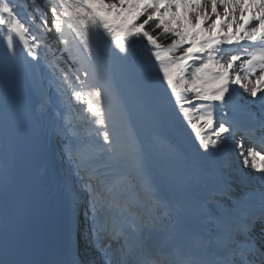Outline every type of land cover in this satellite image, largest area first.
<instances>
[{
	"label": "snow or ice",
	"instance_id": "snow-or-ice-1",
	"mask_svg": "<svg viewBox=\"0 0 264 264\" xmlns=\"http://www.w3.org/2000/svg\"><path fill=\"white\" fill-rule=\"evenodd\" d=\"M208 2L216 19L205 28L204 21L209 16L202 0H43L44 6L36 0H24V3L0 0V32L6 44L4 59L7 63L15 57L18 44L23 45L32 61L39 62L41 50L52 51L57 57L51 68L53 76L60 81L58 90L62 88L63 93L69 94V102L74 98L84 105L85 119L96 126L95 134L103 142L97 151L118 164L129 154L120 150L118 121L112 119L110 123L115 88L108 74V61L113 56L126 57L134 43L146 40L151 46L150 56L154 58L160 85L195 132L199 147L205 152L219 149L228 140L236 139L237 128L224 120L217 122L214 116L215 108L226 104L232 84L253 98L260 93L264 107V0ZM218 5L224 8L223 19ZM237 11L241 14L239 20ZM245 11L249 13L247 18ZM192 13L196 15L195 24L190 17ZM150 24L154 25L152 31L146 27ZM234 24L236 30L232 32ZM218 27L229 31L220 38L214 35ZM156 30L159 35L171 37L170 43L162 44L159 35H153ZM53 32L56 40L50 42L48 34ZM245 40L248 46L243 52L247 59L240 68L247 83L242 82L239 73L231 71L241 56L225 57L221 47L224 43L231 45L233 41ZM98 41H106L107 48ZM56 43L61 47L55 48ZM197 61L199 65L195 66ZM250 75L255 76L254 83ZM193 100L201 102L200 107ZM185 104L195 108L199 115H193ZM202 126H206L203 132ZM208 130H214L212 136ZM233 147L242 167L250 166L264 179V117L246 127ZM68 152L74 175L83 182V191H75L73 199L77 203L83 199L84 216L91 221L87 232L78 230V235L99 257V264H264V206L257 215L245 209L247 201L236 205L225 201L227 209L215 217L213 231L195 233L192 241L184 245L171 239L165 241L162 237L172 226L164 220L157 226L154 220L145 231L130 220L115 191L118 182L95 167L94 153L85 156L75 141H70ZM112 166V163L105 165ZM221 186L231 187L219 177L214 190H220ZM167 199L166 193L156 197L157 203L165 206ZM23 247L22 241L11 240L5 231L0 240V264H85L78 250L70 261H38L23 258ZM71 247L69 239L65 250Z\"/></svg>",
	"mask_w": 264,
	"mask_h": 264
},
{
	"label": "bare ground",
	"instance_id": "bare-ground-1",
	"mask_svg": "<svg viewBox=\"0 0 264 264\" xmlns=\"http://www.w3.org/2000/svg\"><path fill=\"white\" fill-rule=\"evenodd\" d=\"M202 3H205L206 4V8L204 9L207 13H208V16H209V19L207 20V22L206 23H204V26H205V28L207 27V24H209L212 20H215L216 19V17H215V15H213L212 14V12H211V4H210V2H208V0H202ZM217 10L219 11V13L221 14V16H223V14H224V8L222 7V6H219L218 5V8H217ZM240 12L239 11H237V13H236V16H237V19L239 20V17H240ZM244 15H245V18H247V16L248 15H246V11H245V13H244ZM241 23H242V21H240ZM235 30H236V25L234 24L233 25V30H232V32H235ZM218 31V29L216 30V32ZM215 32V33H216ZM214 33V34H215ZM240 35H243V33H240ZM223 36H221L220 38H222ZM248 43V42H247ZM231 48H233L232 50H235V48L237 49V47L233 44V45H231V47H230V49ZM240 49V48H239ZM239 49H237V52H238V50ZM243 49V48H242ZM249 51H252V48L251 49H248ZM21 55V52L17 49L16 50V56L17 57H19ZM18 61L20 62L21 60L18 58ZM244 61V58H241V60L240 61H238V63H236V64H234V69H237V67L242 63ZM22 62V61H21ZM20 66L22 67V68H24V70H25V72H26V68H25V65L22 63V64H20ZM27 70H29L28 68H27ZM21 71V70H20ZM22 73H21V75L22 76H25L24 74H23V71H21ZM256 75H259V70H257V73H256ZM249 79H252L253 80V83L255 82V76H253V77H249ZM144 94L146 95V98L149 100V102L151 103V104H153V106L159 111V109H161V108H163L164 109V114H166V112H168V114L170 115L169 117H171L172 118V120L173 121H175L177 124H180L181 125V127L185 130V131H187V132H190V133H192V132H194L192 129H191V127H190V125H188V123H187V121L186 120H184V119H182L181 118V116L178 114V108L177 107H175L174 106V104L172 103V102H170V100H169V98H167V99H165V100H162V101H158L157 100V97H153V95L152 94H148L147 92H144ZM191 95V94H190ZM260 93H258V96L256 97V98H253V99H247L246 100V105H239L236 101H231L230 103H226L225 105H220V106H218V107H216L215 108V112L217 113V116L219 115V114H224L225 116H228V117H231L232 116V114L233 115H237V116H240V117H242V118H244V117H246L248 114H249V112L250 111H253V110H255V109H257V107L255 106L256 104H257V101L259 100V97H260ZM44 98H46V97H40V99H44ZM115 98L117 99V101H120V99H119V96H118V94L116 93V90H115ZM241 98H243L242 96H241ZM172 100H174V99H172ZM193 103L197 106V107H200V103L201 102H199V101H195V100H193ZM120 107H121V109H122V104L120 103ZM184 107L185 108H191V110H192V112H193V115H199L198 113H196V111H195V108H192V106L191 105H189V104H185L184 105ZM205 110H207V109H205ZM164 114H161L160 113V115H161V118H163L162 120L166 123V120H165V116H164ZM219 117H221L222 118V115H220ZM227 117V118H228ZM221 120H225V118H222ZM125 123H126V126H127V122L125 121ZM201 125H203V122H199ZM206 128V126H202L201 127V130H204ZM208 131H210V130H208ZM130 133V132H129ZM132 135V134H131ZM208 135L209 136H212L213 134H211L210 132L208 133ZM95 139L94 141H92V139ZM213 138H215L214 136H213ZM83 145L87 148V151L89 152V153H94L95 154V156H98L99 155V152L97 151V149L99 148V146L100 145H102L101 144V140L100 139H98V136L95 134V131L93 130L92 132H90V134H89V138L83 143ZM102 155L101 156H106L105 154H103V153H101ZM208 154L211 156V158H213L215 161H217L218 159H219V154H218V151H217V149H209L208 150ZM189 163V162H188ZM122 164V163H121ZM228 166H229V164H227ZM124 166H127V167H124ZM120 167H122V168H124V170L121 172V176L124 174L125 176H127V177H130L133 181H135L134 183L136 184V185H138V182H140V184H141V188H140V190H142V191H145L146 193H147V191H146V189H145V185L143 184V182H142V178H141V166H139V167H137V172L134 170V169H132V167L133 166H129V165H124V164H122V165H120ZM191 172V174L192 175H194L195 174V171H190ZM132 181V182H133ZM208 188L210 189V196L211 197H213V194L216 192V190H214V184L212 185H209L208 186ZM148 194V193H147ZM148 197H150V195L148 194ZM241 199H242V201H245V198L244 197H240ZM257 197H252V199H256ZM157 206V205H156ZM156 206H151V209L152 210H154L155 212H157V214L156 215H152V217H151V219L147 222V224H153V221L155 220L156 222H157V220H160V217L158 216L159 214H161L162 212H163V209L162 208H159V209H157L156 208ZM256 211V210H255ZM255 211H254V213H255ZM159 225V224H158ZM157 225V226H158ZM85 242V244L83 245V247L85 248V251L87 252V253H91V252H93V250L91 249V248H89L88 247V245H87V242H86V240H84ZM83 243V242H82ZM114 243H115V241H114ZM98 257V256H97ZM98 262H99V257H98Z\"/></svg>",
	"mask_w": 264,
	"mask_h": 264
},
{
	"label": "rangeland",
	"instance_id": "rangeland-1",
	"mask_svg": "<svg viewBox=\"0 0 264 264\" xmlns=\"http://www.w3.org/2000/svg\"><path fill=\"white\" fill-rule=\"evenodd\" d=\"M190 17H191V19H192V21H193L194 24L197 23L195 13L190 14ZM223 18L224 17L221 16V19H223ZM204 23H205V21H204ZM227 29L228 28H223L222 30H226L227 31ZM194 31H195V29H194ZM69 39H71V37H69ZM222 54L225 55V57L229 56V55L224 54V53H222ZM149 63L150 62L147 61V64H149ZM144 65H145V63H142V70L144 69ZM109 71H110V66H109V63H108V74H109ZM146 71H148V70H144L142 72H146ZM237 73H239V75L241 76V79H242V82L243 83H247L248 82L246 79H244V77H245L244 74H241L239 71ZM157 80H158V83H155L154 85H151L150 87H148L149 88V91L150 92H153V95H159L158 93L161 90V85H160V81L158 79V76H157ZM231 88H232V86H231ZM240 90L242 91L241 88H240ZM246 95L248 97H250V95L248 93H246ZM163 97L169 98L168 93L164 94ZM228 99H230V97L228 96V94H226V100H228ZM105 107L106 108L108 107L107 99H106V102H105ZM119 111H120V108L116 104V101L114 99V103H113V106H112V115L110 116V123H111V120L112 119H116L118 121L117 122V130H118L119 135L121 137V148H120V150L123 153L129 154V156H128V158L121 160L118 164L113 163V166H117V165H119L121 163L124 164V165L134 166L135 165V160H136L135 146L129 140V134H128L127 129H126V125H125L124 119L121 116V114H120ZM82 114H83V112L82 113L79 112V114H78V115H80L79 118H81V115ZM70 123H71L70 124L71 126L67 130V133H68V136H69L68 137L69 142L70 141H75L76 143H78L79 144V147L81 149V152L83 154L87 155V153L85 152L84 148L80 146V145H83L84 142L83 143H81V142L84 141V140L78 139L77 136L79 135V131H84L86 133V139H87L89 137V131L87 130V128H89L90 130H93L95 128V126L92 123H90L87 119L82 123V126H80L78 128H76L77 127L76 119H74ZM173 128L175 129V132L177 134L181 135L185 139V141L188 142L190 144V146L194 150H196V155H199V153H203V152L205 153V150L199 147V141L196 139L195 134H193V135H187L185 133V131H183L182 129L178 128L175 125H174ZM213 131L214 130H211L212 133H213ZM74 133H75V135H74ZM236 141H238V140L236 139L235 140V143H237ZM228 148L229 149H232L233 148V146H232L231 143H229ZM228 150L225 151V152L226 153H229ZM205 155H206V158L208 159V157H207L208 155L207 154H205ZM107 159H108V157H104V156H101L100 159H96L95 167L97 166V164L99 162L106 161ZM233 162H238L240 169L243 170V173L244 174H247V177L246 178H243L244 179V185H246V186L250 185L251 187L256 188V190L259 189L257 191V193L258 194H262V192H261L262 189H260V183L264 185V179H262L261 174L259 172H254L253 170H251L250 166H249V168H243L242 167V164H241V161L239 159H237V154H236L235 159H233ZM129 182L130 181H121L120 182V185L123 188ZM235 185L236 184H234V186ZM129 190H130V192H129V194H130L133 191L138 190V188L136 186L129 185L128 186V190H126V191H129ZM235 194H241L243 196H249V195H247L246 192H243V191L235 192ZM143 198H144V195L141 194L140 197H139V199H143ZM147 202L150 204V200H148ZM238 202L239 201H237V202L234 201L235 204L238 203ZM137 208H140V207H137ZM245 209L247 210V208H245ZM83 219H84V223H85V228H87V230H88V226L91 223V221L90 220H86L85 216L83 217ZM83 250L85 251V249H83ZM87 257L90 260L91 257H96V256L93 253H88L87 254Z\"/></svg>",
	"mask_w": 264,
	"mask_h": 264
},
{
	"label": "water",
	"instance_id": "water-1",
	"mask_svg": "<svg viewBox=\"0 0 264 264\" xmlns=\"http://www.w3.org/2000/svg\"><path fill=\"white\" fill-rule=\"evenodd\" d=\"M112 77L123 100L128 123L139 142L152 135L168 136L166 126L156 110L143 96L129 70L112 57Z\"/></svg>",
	"mask_w": 264,
	"mask_h": 264
},
{
	"label": "trees",
	"instance_id": "trees-1",
	"mask_svg": "<svg viewBox=\"0 0 264 264\" xmlns=\"http://www.w3.org/2000/svg\"><path fill=\"white\" fill-rule=\"evenodd\" d=\"M36 2L38 4H40L41 6H44L43 5V0H36ZM143 19V18H142ZM147 29L149 31H152V28H154V25L150 24L149 26H146ZM153 35H159V30H156V32H153ZM171 38V37H168V36H163V35H159V39L161 42H167L169 41L168 39ZM48 40L50 42H54L56 40V35L55 33H49L48 34ZM102 47H107V42L106 41H98ZM61 47L60 44L56 43L55 44V48H59ZM49 51V50H48ZM145 52V51H150V47H148L147 45V41L146 40H140V41H137L136 43H134L132 45V47L130 48L127 56L125 58L127 59H132L134 57H137V56H142V52ZM51 54H53L52 51H49ZM58 55V54H57ZM63 65H61L62 67ZM150 79V78H149Z\"/></svg>",
	"mask_w": 264,
	"mask_h": 264
}]
</instances>
